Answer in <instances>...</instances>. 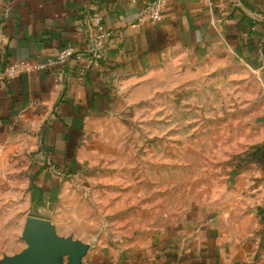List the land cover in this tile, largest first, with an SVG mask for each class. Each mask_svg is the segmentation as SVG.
Here are the masks:
<instances>
[{
	"label": "crops",
	"instance_id": "crops-1",
	"mask_svg": "<svg viewBox=\"0 0 264 264\" xmlns=\"http://www.w3.org/2000/svg\"><path fill=\"white\" fill-rule=\"evenodd\" d=\"M150 1L0 0V214L13 204L9 217L25 216L23 225L0 229V264L27 248L29 217L63 237L49 210L62 199L89 125L116 109L123 79L176 54L226 46L264 82V0H167L161 22L140 21ZM100 29L107 35L100 67L83 74L89 58L71 60L60 79L59 52L84 53ZM263 158L255 181L220 210L194 213L145 244L84 241L81 264H264Z\"/></svg>",
	"mask_w": 264,
	"mask_h": 264
},
{
	"label": "rangeland",
	"instance_id": "rangeland-1",
	"mask_svg": "<svg viewBox=\"0 0 264 264\" xmlns=\"http://www.w3.org/2000/svg\"><path fill=\"white\" fill-rule=\"evenodd\" d=\"M119 97L89 125L62 199L49 210L62 238L145 244L194 213L222 208L255 181L264 82L232 48L173 55L123 79ZM5 208L0 229L24 224L25 216L9 217L13 204Z\"/></svg>",
	"mask_w": 264,
	"mask_h": 264
},
{
	"label": "water",
	"instance_id": "water-1",
	"mask_svg": "<svg viewBox=\"0 0 264 264\" xmlns=\"http://www.w3.org/2000/svg\"><path fill=\"white\" fill-rule=\"evenodd\" d=\"M22 240L27 248L5 264H81L87 246L70 238L60 237L55 227L46 220L29 217L26 220Z\"/></svg>",
	"mask_w": 264,
	"mask_h": 264
},
{
	"label": "built area",
	"instance_id": "built-area-1",
	"mask_svg": "<svg viewBox=\"0 0 264 264\" xmlns=\"http://www.w3.org/2000/svg\"><path fill=\"white\" fill-rule=\"evenodd\" d=\"M167 5V0H152L147 3L139 13L140 21H151L154 23L161 22L163 19V12ZM264 29V18L261 20ZM106 33L100 29V33L91 41L89 47L84 53H80L72 48L63 49L59 52L56 63L61 67L59 69V77L63 79L65 75L64 67L71 61H81L83 58L88 57L89 62L83 68L82 73H86L92 67H100V63L104 59L105 54V37ZM18 70L17 67L8 70V77H15Z\"/></svg>",
	"mask_w": 264,
	"mask_h": 264
}]
</instances>
